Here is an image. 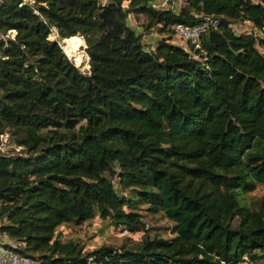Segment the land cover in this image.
<instances>
[{
	"label": "trees",
	"instance_id": "trees-1",
	"mask_svg": "<svg viewBox=\"0 0 264 264\" xmlns=\"http://www.w3.org/2000/svg\"><path fill=\"white\" fill-rule=\"evenodd\" d=\"M20 2L0 0V34L15 31L0 37V133L21 147L0 153V235L13 242L4 247L40 264L263 256L264 196L253 209L239 197L264 185V0H183L176 10L152 0ZM194 12L217 25L189 50L169 42L168 24L195 23ZM138 15L144 32L168 34L153 48L128 23ZM245 20L259 33L230 27ZM51 27L84 47L86 71L48 37ZM114 175L172 222L174 236L149 238ZM95 216L142 232L139 243L84 251L54 236Z\"/></svg>",
	"mask_w": 264,
	"mask_h": 264
},
{
	"label": "rangeland",
	"instance_id": "rangeland-1",
	"mask_svg": "<svg viewBox=\"0 0 264 264\" xmlns=\"http://www.w3.org/2000/svg\"><path fill=\"white\" fill-rule=\"evenodd\" d=\"M131 20V25L138 31V33L148 34L152 32L151 35L160 34L156 29L151 28L147 32H144V23L145 19L143 16L138 15L135 17L130 16L128 23ZM230 27L236 33H248L254 32L255 34L258 31L249 23L244 21H232ZM55 28L51 27V32L48 37L50 39H55L58 41L59 37L55 33ZM10 32H5L4 37H10ZM167 34V33H165ZM162 35V34H161ZM164 35V34H163ZM162 35V36H163ZM168 35V34H167ZM172 35V34H171ZM73 43L75 47L73 50L69 47H65V44ZM61 47L66 53L67 57L74 62L79 70L86 71L88 68L87 56L85 55L84 47L79 49L75 43L74 39H71L69 42L62 40ZM182 47V46H181ZM189 50L188 48H185ZM74 52V53H73ZM77 54L82 55L84 60L78 62L79 58ZM21 149L20 146L16 145L13 141V136L9 134L8 131H3L0 133V153L1 154H12L18 152ZM111 180L117 191L121 196L131 198L136 204L134 210H136L141 215V220L144 224V229L149 238H163L169 239L174 236L172 232V222L168 220L162 212H151L149 210L150 201L139 198L128 189H122L118 186L116 182V176H112ZM264 196V185L263 183H256V186L253 190L243 194L239 197L240 203L247 205L249 208H254L258 200ZM237 219L233 221L236 224ZM7 221L1 217L0 224H5ZM142 232L128 233L124 231L121 227H113L110 224L109 219L99 218L98 216L93 217L91 220L82 222L79 225L74 224H64L56 227L54 231V236L60 240H74L81 244L84 247V251H90L94 248H97L101 245H110L115 248L125 246L127 248H134L141 239ZM252 264H264V254L257 259L251 260Z\"/></svg>",
	"mask_w": 264,
	"mask_h": 264
},
{
	"label": "built area",
	"instance_id": "built-area-1",
	"mask_svg": "<svg viewBox=\"0 0 264 264\" xmlns=\"http://www.w3.org/2000/svg\"><path fill=\"white\" fill-rule=\"evenodd\" d=\"M21 2L32 4L33 0H21ZM166 3L167 0H152L151 5L153 7H161ZM193 15L199 17V20L195 23L187 24L183 22H172L168 24V28L172 31V35L177 36L184 42V49H189L190 45L194 47L198 46L201 34H203L208 27H215L218 23L217 16L213 14L194 12ZM7 32L11 33L10 37H13L15 33L14 29H8ZM0 37L4 39V33L0 34ZM0 264H40V262L37 259L20 255L17 252L4 247V244H0ZM236 264L252 263L248 257L242 256Z\"/></svg>",
	"mask_w": 264,
	"mask_h": 264
},
{
	"label": "crops",
	"instance_id": "crops-1",
	"mask_svg": "<svg viewBox=\"0 0 264 264\" xmlns=\"http://www.w3.org/2000/svg\"><path fill=\"white\" fill-rule=\"evenodd\" d=\"M154 1H158V0H154ZM183 3V0H167V3L163 6H166V7H169L171 9H178L180 7V5ZM244 22H247L251 25V23L249 21H244ZM130 23H131V20H130ZM153 34L152 32H149L148 34H144L142 35V38H141V42L143 44H145V47H148V48H153L155 46V43H156V40H158L159 38L162 37L161 34H158V35H151ZM163 36H167V34H164ZM168 41L171 42V43H174V44H177V45H180L182 47H184V42L178 38L177 36L175 35H171L169 38H168ZM0 244H8V245H12L13 242L12 240H10L9 238H7L6 236L4 235H0Z\"/></svg>",
	"mask_w": 264,
	"mask_h": 264
},
{
	"label": "water",
	"instance_id": "water-1",
	"mask_svg": "<svg viewBox=\"0 0 264 264\" xmlns=\"http://www.w3.org/2000/svg\"><path fill=\"white\" fill-rule=\"evenodd\" d=\"M56 33V32H55ZM63 38L64 37H61V36H59V39H58V41L56 40V42H57V44L61 47V43H62V40H63ZM65 53V52H64ZM66 54V53H65ZM87 61H88V56H87ZM75 65V64H74ZM76 66V65H75Z\"/></svg>",
	"mask_w": 264,
	"mask_h": 264
},
{
	"label": "bare ground",
	"instance_id": "bare-ground-1",
	"mask_svg": "<svg viewBox=\"0 0 264 264\" xmlns=\"http://www.w3.org/2000/svg\"><path fill=\"white\" fill-rule=\"evenodd\" d=\"M58 36V35H57ZM74 39H75V37H74ZM63 40H65L64 38H63ZM76 40V39H75ZM77 44V43H76ZM61 45V44H60ZM62 48V47H61Z\"/></svg>",
	"mask_w": 264,
	"mask_h": 264
}]
</instances>
